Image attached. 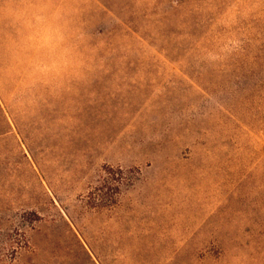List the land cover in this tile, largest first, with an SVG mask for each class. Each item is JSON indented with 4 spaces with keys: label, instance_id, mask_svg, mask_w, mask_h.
Instances as JSON below:
<instances>
[{
    "label": "rangeland",
    "instance_id": "obj_1",
    "mask_svg": "<svg viewBox=\"0 0 264 264\" xmlns=\"http://www.w3.org/2000/svg\"><path fill=\"white\" fill-rule=\"evenodd\" d=\"M187 1L0 0V264H264V0Z\"/></svg>",
    "mask_w": 264,
    "mask_h": 264
},
{
    "label": "trees",
    "instance_id": "obj_2",
    "mask_svg": "<svg viewBox=\"0 0 264 264\" xmlns=\"http://www.w3.org/2000/svg\"><path fill=\"white\" fill-rule=\"evenodd\" d=\"M201 1L203 2L200 3V1L198 0L187 1L186 11H185V13L189 15L187 17L180 14V12L177 11V8H174L175 18L181 19V25L178 27V30L188 29V31L186 30L182 32L156 33L155 35L154 34L146 35L145 33H141L139 31H135V32L139 34L144 40L148 41L154 47H159L160 44L162 45L164 44V47L160 46L159 49L160 52L164 54L165 57L170 58L176 56L177 58H182V55L185 52H187L185 48L186 47L185 42L187 43L188 40L189 41L192 39L196 40L199 38L200 33L202 32V30H204V28H206V25L208 24V20L211 17V13L215 8L213 6L212 0H207V1L201 0ZM185 2L180 3L179 1H176V4L178 6H182L185 4ZM205 12H207L208 15L203 17ZM202 19H205L206 23H203L204 21ZM179 40H182L183 42L179 43ZM122 174H123L122 171H120V173L117 174L112 169L106 171V182H105L106 188L102 187L103 190L106 189V209L112 208L115 205H117L116 202L118 201V198L121 195L122 189L128 186L127 183L128 181L124 179L121 180L118 179L117 176ZM79 245L81 246L83 253L87 256V260L89 264H124V261L121 259L120 256L110 255L107 251H106V261L103 262L99 259V257H97V255H95V253H94L95 257H93V255H91V253L83 245H81L80 243ZM216 264L219 263L217 262Z\"/></svg>",
    "mask_w": 264,
    "mask_h": 264
}]
</instances>
